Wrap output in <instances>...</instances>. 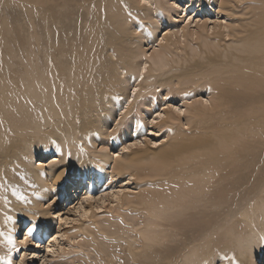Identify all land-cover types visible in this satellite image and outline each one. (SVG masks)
I'll list each match as a JSON object with an SVG mask.
<instances>
[{
  "label": "bare ground",
  "instance_id": "obj_1",
  "mask_svg": "<svg viewBox=\"0 0 264 264\" xmlns=\"http://www.w3.org/2000/svg\"><path fill=\"white\" fill-rule=\"evenodd\" d=\"M179 1L18 0L25 10L10 14L22 10L24 26L0 15V47L27 44L12 67L0 53V264L17 218L45 237L63 196L91 220L87 264L264 256V0H187L201 15L192 28L167 19ZM116 118L126 126L107 133ZM69 173L90 179L68 188ZM110 180L125 184L97 213L94 192Z\"/></svg>",
  "mask_w": 264,
  "mask_h": 264
},
{
  "label": "rangeland",
  "instance_id": "obj_2",
  "mask_svg": "<svg viewBox=\"0 0 264 264\" xmlns=\"http://www.w3.org/2000/svg\"><path fill=\"white\" fill-rule=\"evenodd\" d=\"M138 1V0H137ZM178 1V0H177ZM135 2V0H134ZM173 2V0H169V2L167 3V5H170V3ZM140 4H144L142 2H140ZM190 5V4H189ZM2 10L0 12V15L3 17H7L9 18L10 16L12 18H14L15 20H11L12 24L15 25H19V26H24L26 23L25 20V13L20 10L23 9L25 10V8L23 6H21L18 2V0H11V3H9L8 5H0ZM178 8L174 7V9L171 10H165V13L167 14V19H169L170 21L174 22V23H180L181 26L184 25H188L187 22L190 21L189 27L192 28L195 25L196 20H198L199 18H201V15H196L194 13V9L191 10V8L188 9V3L187 0H180L178 3ZM10 8H20L19 10H17L16 15L14 14H10ZM187 8V11L185 12ZM177 12H179V16L177 15ZM182 14V15H181ZM13 15L15 17H13ZM204 15V13H203ZM206 15V14H205ZM194 16V17H192ZM219 20H215V16L211 15V18L207 21V23H209L208 25L211 26L214 22L216 23L217 21H223L224 20V16L223 13L219 14ZM173 18V19H172ZM193 18V19H192ZM174 20V21H173ZM202 20V19H200ZM171 23V22H169ZM200 23V22H199ZM169 27L170 24H169ZM164 26L160 28V30L157 33V43L159 41V39L161 38L162 34L165 32V30H163ZM19 29V31L23 30ZM10 36V35H9ZM11 37H13L11 35ZM66 38L69 39V34L66 35ZM70 40V39H69ZM11 45H12V53H10L8 50H6L3 47H0V53L2 52H6V56L5 58H7V64L9 67L11 66V58H24L25 57V51L27 49V44L25 43H18V42H13V39L11 38ZM146 51V56H142L141 58H145L143 60L147 59V56L151 53L152 51V45L151 44H144L143 48ZM43 53L42 48L40 47L38 49L37 52V57L41 58ZM15 54V55H14ZM195 56H201L202 54L195 52L194 53ZM2 57V55L0 54V58ZM4 58V57H3ZM131 91V90H130ZM159 91V89H158ZM165 94H162V97ZM201 96V95H200ZM204 96H206V94H204ZM179 97V95L176 96L175 98H172V104H176V106L173 107L174 111H177L178 107L181 106V100H177ZM132 97L129 96L128 100L131 101ZM127 102V101H126ZM152 113H147L146 116H151ZM155 114H153L154 116ZM118 117V116H117ZM182 117V115H181ZM117 122V118L116 120L113 121V123L110 125V127L108 128L109 130H107V133H109L108 131L112 130L115 123ZM128 122V120H126L125 122L119 123L117 125H115V127L117 128V130L119 131V128H124L126 126V123ZM146 122V120H145ZM182 122L184 123L185 120L182 118ZM147 126H150L149 123H147ZM143 129H146V127L144 126ZM148 134V131H147ZM150 135L149 137H147L148 140H146L147 144L154 146L156 143H152V141H155L156 137L158 136H154L156 135V133L153 134H148ZM112 136V135H110ZM160 140V139H159ZM158 141V140H156ZM97 146V145H96ZM100 147L97 146V150H99ZM111 151L113 153L114 149L111 148ZM116 154V153H115ZM113 154V155H115ZM120 154V153H119ZM56 155V153L51 152L49 154V156H54ZM34 160H43L39 155L35 156ZM38 163V162H35ZM69 173L67 176V186L68 188H70L69 186L71 184L77 183V182H82V181H89L90 176H86V177H82L81 175L76 174L75 176L71 175ZM85 183V182H83ZM125 181L123 182H112L110 181H106L105 188H97V190L94 192L95 194V203L98 202L100 203L103 199L104 204L103 207H101L100 209L96 210L97 213H99L100 211H103V209H105L104 207L106 206V209L109 206L114 205V203H108V201L112 200V195L110 194L111 191H113L114 189L116 190L117 188H119V185H124ZM110 185H114L113 188H111ZM117 186V187H116ZM72 187V186H71ZM110 191V192H109ZM124 191L129 192L128 189H124ZM97 193V194H96ZM78 195V194H77ZM80 197V195H78ZM77 197V196H76ZM76 197H72L75 198L76 201ZM64 196L61 198V201L59 200L58 203L54 204L51 207V212H53L52 216H53V220L55 222V226L52 228H48L49 233L43 237V234L41 235L39 233V231H42L41 229L38 230V232H33L32 234L26 235L27 236V242H23L24 240H26V236L25 233L26 231L29 229L30 225H31V220H23V219H18L17 218V227H16V234L13 236V239L15 241V245H16V252L13 253V256L11 257V264H87L88 263V256L90 254V236L91 233L88 234L87 233V227L88 225H90L91 220L89 219V217L86 216H79V212H76L75 209H77L78 204H75V202L72 204V208L70 211H67L68 209H63L65 207V202H63ZM74 201V199H73ZM50 201H48L46 204H44V206H46ZM59 211L60 213H64L56 215L58 213H54ZM108 211V209L106 210ZM137 212V208H135L134 212H129V214H133ZM87 216H89V214H87ZM96 219H98V221H103L104 220V216H99ZM95 219V220H96ZM81 222L84 224L81 226V228L83 229V231H79L78 230V226L81 224ZM93 225H96V223ZM1 227H3V225L1 224ZM37 234L39 236V240L36 241V244L38 243L40 246H36L35 243H33L35 241V236L33 237V234ZM56 233V234H55ZM55 234V235H54ZM53 235V236H51ZM62 235V236H61ZM43 237V238H42ZM58 240L54 243V239ZM38 239V238H37ZM80 243H85V246H83L81 249L79 248V246H77V242ZM54 243V245H52ZM60 244L63 248L64 251H62L60 249ZM50 246V247H49ZM9 249L10 246L8 245V243H6V247H3L2 252V256L4 257L5 261H2L3 263H5L6 261H9L8 258H6V254L9 253ZM27 249V250H25ZM57 250V251H56ZM24 252V255H22ZM264 256H262V258H256L255 259V264H264ZM9 264V263H6Z\"/></svg>",
  "mask_w": 264,
  "mask_h": 264
},
{
  "label": "snow or ice",
  "instance_id": "obj_3",
  "mask_svg": "<svg viewBox=\"0 0 264 264\" xmlns=\"http://www.w3.org/2000/svg\"><path fill=\"white\" fill-rule=\"evenodd\" d=\"M21 199H23V197H21ZM8 219H11V217H9ZM28 231H29V234H31L32 229H29ZM6 240H7L8 245L10 246V249L16 250V245H15V241H14L13 237L11 235H8L6 237ZM9 264H11V258L10 257H9Z\"/></svg>",
  "mask_w": 264,
  "mask_h": 264
}]
</instances>
